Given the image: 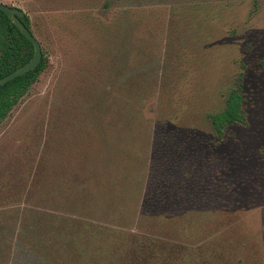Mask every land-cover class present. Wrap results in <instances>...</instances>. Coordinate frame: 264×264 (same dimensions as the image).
Returning <instances> with one entry per match:
<instances>
[{"label":"rangeland","instance_id":"1","mask_svg":"<svg viewBox=\"0 0 264 264\" xmlns=\"http://www.w3.org/2000/svg\"><path fill=\"white\" fill-rule=\"evenodd\" d=\"M0 3L48 58L0 124V264H264V0Z\"/></svg>","mask_w":264,"mask_h":264},{"label":"trees","instance_id":"2","mask_svg":"<svg viewBox=\"0 0 264 264\" xmlns=\"http://www.w3.org/2000/svg\"><path fill=\"white\" fill-rule=\"evenodd\" d=\"M20 20L34 35L28 15L24 14ZM33 52V45L0 10V78L27 63L32 58ZM47 65L48 58L42 51V60L35 69L0 86V124L38 80ZM242 102L241 83H237L236 88L232 89L225 98L223 109L218 113L208 115L210 124L218 136H222L226 127L232 124H244Z\"/></svg>","mask_w":264,"mask_h":264},{"label":"water","instance_id":"3","mask_svg":"<svg viewBox=\"0 0 264 264\" xmlns=\"http://www.w3.org/2000/svg\"><path fill=\"white\" fill-rule=\"evenodd\" d=\"M0 10L8 17V19L12 22V24L33 45L34 48L33 56L27 63H25L23 66L19 67L12 73L8 74L7 76L0 78V86H1L35 69L42 60V49L35 36L21 22L20 18L24 16V12L21 9L0 3Z\"/></svg>","mask_w":264,"mask_h":264}]
</instances>
